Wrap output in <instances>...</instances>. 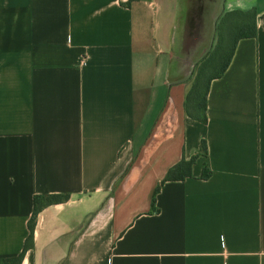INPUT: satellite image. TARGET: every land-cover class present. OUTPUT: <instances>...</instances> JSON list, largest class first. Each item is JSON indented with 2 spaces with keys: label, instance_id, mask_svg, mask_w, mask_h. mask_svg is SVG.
I'll use <instances>...</instances> for the list:
<instances>
[{
  "label": "crops",
  "instance_id": "crops-1",
  "mask_svg": "<svg viewBox=\"0 0 264 264\" xmlns=\"http://www.w3.org/2000/svg\"><path fill=\"white\" fill-rule=\"evenodd\" d=\"M63 193L20 264H264V0H0V258Z\"/></svg>",
  "mask_w": 264,
  "mask_h": 264
},
{
  "label": "trees",
  "instance_id": "trees-1",
  "mask_svg": "<svg viewBox=\"0 0 264 264\" xmlns=\"http://www.w3.org/2000/svg\"><path fill=\"white\" fill-rule=\"evenodd\" d=\"M238 29L239 31L241 28V23H238ZM241 34V33H239ZM249 34L252 36L256 35V28H254L252 31H249ZM235 33L234 32H228L227 33V38L233 39L234 42H236V39L238 37H234ZM233 46L229 48V54L225 56L224 62L219 66L217 63L220 60V56L216 54V50H213L212 54L210 57L207 59V62H205L202 66L198 67V74L194 80V84L189 91V93L186 96L185 100V110L186 113L189 117L199 120L201 122L206 121V116H205V95L208 90L210 78H207L206 80L202 79L203 71L209 70L212 71L213 73L210 72L209 75H214V76H219L227 66L229 59L231 57V54L233 52ZM207 67L205 68V66ZM213 67V70L209 67ZM205 69V70H204ZM215 70V71H214ZM205 156L206 155V145L204 140L201 141L200 147H199V152L190 156L189 158H185L184 156L175 164L170 166L163 179L161 180L160 184L164 183L165 181L168 180H184L186 177L191 176V169L192 165L196 161V159L199 156ZM210 175V170L206 166V164L203 165L202 168V173L201 177L202 178H207ZM160 184H158L151 195V207H154L155 203V195L159 190ZM69 198V195L67 193L63 194H46V195H34L33 197V211L32 215L28 221V229L29 233L25 239L23 250L20 254L16 256H11V257H4L0 258V264H20L23 253L28 249L33 246V229H34V224H35V219L37 213L44 208L45 206H48L50 204L54 203H59V202H65Z\"/></svg>",
  "mask_w": 264,
  "mask_h": 264
}]
</instances>
